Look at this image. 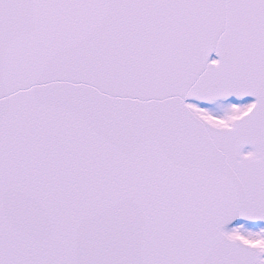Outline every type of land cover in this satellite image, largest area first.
I'll return each instance as SVG.
<instances>
[{"label": "snow or ice", "instance_id": "1", "mask_svg": "<svg viewBox=\"0 0 264 264\" xmlns=\"http://www.w3.org/2000/svg\"><path fill=\"white\" fill-rule=\"evenodd\" d=\"M0 264H264V0H0Z\"/></svg>", "mask_w": 264, "mask_h": 264}]
</instances>
